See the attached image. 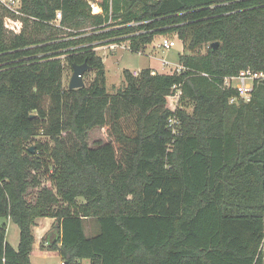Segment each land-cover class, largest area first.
<instances>
[{"label": "trees", "instance_id": "obj_1", "mask_svg": "<svg viewBox=\"0 0 264 264\" xmlns=\"http://www.w3.org/2000/svg\"><path fill=\"white\" fill-rule=\"evenodd\" d=\"M91 3L20 0L19 33L0 8V264H32L44 217L62 264H264V79L247 102L221 87L242 69L264 73V0H100L98 13ZM173 35L188 52L179 72L124 69L107 91L98 46L141 52ZM61 56L93 78L64 87ZM94 127L108 140L90 146Z\"/></svg>", "mask_w": 264, "mask_h": 264}, {"label": "rangeland", "instance_id": "obj_2", "mask_svg": "<svg viewBox=\"0 0 264 264\" xmlns=\"http://www.w3.org/2000/svg\"><path fill=\"white\" fill-rule=\"evenodd\" d=\"M100 0H90L93 9L96 8L95 12H100V8L97 6V2ZM92 9V10H93ZM21 22V21H20ZM6 29V28H5ZM6 31H12L6 29ZM14 31V30H13ZM162 38H171L174 40V46L170 47L169 49H163L160 46ZM110 45H114L112 48ZM128 42H118V43H111V44H104L98 46L95 49V52L98 56L101 57L104 69H105V77H106V89L109 93H115L116 90L123 85V73L124 69L129 71H140L144 68L153 67L152 70L159 73L170 74L173 72H178L179 65V56L183 52H187L184 45L177 39L175 35L173 36H158L155 38L152 44L147 45L145 49L141 52H132L128 48ZM204 50L201 49V52ZM188 53V52H187ZM62 64H63V74H62V85L64 87L68 86L69 79L72 74L71 65L66 62L64 56H61ZM168 62V65H162V62ZM94 74L93 71L86 70L83 75L84 83L87 84L92 78ZM48 100H45V105L47 104ZM168 105V103H167ZM187 110L190 111V107H187ZM36 139L45 140V137L38 135ZM108 140L104 130L100 127H94L88 132V144L90 146H96L99 143H104ZM41 182L45 185H48L49 182L45 175L41 174ZM79 201L82 199L79 198ZM47 220H41L40 223H35L32 229L33 232L36 231V227H41V223H46ZM53 223L49 224L48 226V233L46 232L40 238V248H44L45 244L49 243L46 240H50L51 233L53 229ZM86 233H91L90 228L88 225L85 227ZM53 232V231H52ZM6 239L8 243L16 248L19 242V229L17 225L11 221L7 222V232H6ZM47 242V244H46ZM262 249L264 253V242L262 244ZM53 250V249H51ZM30 261L33 264H59L60 257L53 252L50 253H37V250H33V253L30 255ZM82 264H89L88 260H83Z\"/></svg>", "mask_w": 264, "mask_h": 264}, {"label": "built area", "instance_id": "obj_3", "mask_svg": "<svg viewBox=\"0 0 264 264\" xmlns=\"http://www.w3.org/2000/svg\"><path fill=\"white\" fill-rule=\"evenodd\" d=\"M0 8L5 11V15L3 18L4 27L6 29L12 30L10 32L19 33L22 28V21L20 17L24 14L20 10V0H0ZM93 9V7H92ZM95 9L92 10V12ZM21 21V22H20ZM61 21V12L56 11L55 18L50 22V24L60 27ZM14 30V31H13ZM174 40L171 38H162L160 46L163 49H169L174 46ZM114 45H110L112 48ZM162 65H168V62L163 61ZM182 68L179 67L178 72ZM139 71H132L133 76H137ZM156 73L152 70V74ZM264 79V73L261 71H253L249 68L240 70L235 75L224 76L222 78L221 87L223 89H232L235 91L236 95L232 96L229 101L233 103L237 100H241L243 102H247L250 100L253 87L255 83L259 80ZM182 96V89L180 85L173 86L171 92L166 96V106L169 110L175 111L177 108H181L180 98ZM168 103V105H167ZM179 119L172 115L167 119V127L171 130L172 134H179Z\"/></svg>", "mask_w": 264, "mask_h": 264}, {"label": "crops", "instance_id": "obj_4", "mask_svg": "<svg viewBox=\"0 0 264 264\" xmlns=\"http://www.w3.org/2000/svg\"><path fill=\"white\" fill-rule=\"evenodd\" d=\"M151 70L153 67H149ZM159 73V72H158ZM41 220H47L45 221L46 223H41V227H36V231L33 232L34 234V242H33V245H32V251H31V254L33 253V250H37V253L39 254H42L43 252L44 253H50V252H53L55 253L56 255H58V252L56 250H49L48 247H50L52 245V243H54L55 241V234L54 232L50 231L51 233V237H50V240H46L47 242L49 241V243L47 244V246L45 244L44 245V248H40V238L41 236H43V234H45L46 232L48 233V226L49 224H52L53 223V219L52 218H48V217H44V218H37L35 220V223H40L39 221ZM9 222V221H7ZM48 225V226H47ZM34 228V227H33ZM59 245V244H58ZM30 254V255H31ZM59 256V255H58ZM32 263V262H31ZM33 264V263H32ZM59 264H62V262L60 261Z\"/></svg>", "mask_w": 264, "mask_h": 264}, {"label": "water", "instance_id": "obj_5", "mask_svg": "<svg viewBox=\"0 0 264 264\" xmlns=\"http://www.w3.org/2000/svg\"><path fill=\"white\" fill-rule=\"evenodd\" d=\"M217 44L218 42H213L212 46L215 47L217 46ZM71 67H72V74L69 79L68 88L76 89V88L83 87L85 85L84 80H83V75L85 71L88 69V66L85 63L83 64L72 63ZM30 151L33 152L32 147L30 148Z\"/></svg>", "mask_w": 264, "mask_h": 264}, {"label": "bare ground", "instance_id": "obj_6", "mask_svg": "<svg viewBox=\"0 0 264 264\" xmlns=\"http://www.w3.org/2000/svg\"><path fill=\"white\" fill-rule=\"evenodd\" d=\"M96 8H97V7H95V11H96Z\"/></svg>", "mask_w": 264, "mask_h": 264}]
</instances>
